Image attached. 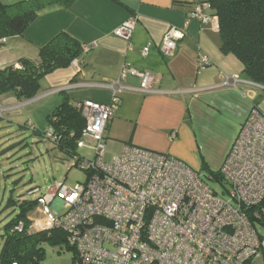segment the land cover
<instances>
[{
	"label": "built area",
	"instance_id": "2783aa9c",
	"mask_svg": "<svg viewBox=\"0 0 264 264\" xmlns=\"http://www.w3.org/2000/svg\"><path fill=\"white\" fill-rule=\"evenodd\" d=\"M207 7L198 5L192 18L209 23ZM136 23V17L127 20L115 35L130 40ZM185 36V29L172 26L161 52L173 56ZM148 51L149 47L143 49L144 54ZM208 63L201 57L200 68ZM128 77L139 79L142 92H151L156 82L150 71L125 64L118 80L104 84L113 91L109 103H77L86 121L77 147H89L92 157L78 154L71 166L80 165L88 179L75 187L54 181L35 188L32 194L38 193L46 224L35 222L32 227L65 231L78 264H259L264 237V113L252 107L219 169L231 187L226 200L200 171L167 153L129 144L112 162L104 160L106 130ZM233 79L235 84L240 81ZM48 136L59 137L52 130Z\"/></svg>",
	"mask_w": 264,
	"mask_h": 264
},
{
	"label": "crops",
	"instance_id": "0c3cea01",
	"mask_svg": "<svg viewBox=\"0 0 264 264\" xmlns=\"http://www.w3.org/2000/svg\"><path fill=\"white\" fill-rule=\"evenodd\" d=\"M194 10V6L176 7L174 0H77L68 8L51 4L38 11L23 35L0 40V68L21 58L37 59L39 49L62 31L89 49L70 65L46 74L33 99L19 101L7 93L0 95V106L18 124L26 120L44 131L49 127L48 115L62 102L63 91L75 103L107 104L113 91L104 84L118 80L123 66L129 64L150 71L156 82L151 92H142L138 78L123 81L106 143L121 146L117 156L131 144L170 154L200 172L204 166L219 171L252 107L264 113V87L245 74L237 55L222 51L214 10L205 9L211 16L207 24L192 18ZM133 17L137 23L132 38L115 35L116 28ZM172 26L185 29L186 36L168 57L160 46ZM145 47H149L146 54ZM201 57L209 60L204 68H200ZM234 77L240 79L236 84Z\"/></svg>",
	"mask_w": 264,
	"mask_h": 264
},
{
	"label": "trees",
	"instance_id": "16d2710c",
	"mask_svg": "<svg viewBox=\"0 0 264 264\" xmlns=\"http://www.w3.org/2000/svg\"><path fill=\"white\" fill-rule=\"evenodd\" d=\"M75 1L19 0L5 3L0 0V40L23 35L41 9L51 4L68 8ZM200 4H207L218 17L222 51L237 55L243 63L245 74L264 87V0H174V5L180 8H196ZM84 48L83 42L69 33H58L39 49L37 59L21 58L17 63L0 68V95L12 93L19 101L33 99L40 90L41 79L57 68L70 65L84 53ZM61 95V104L47 117L49 127L46 130H37L27 122L18 125L20 129L52 140L74 161L86 121L69 94L63 91ZM49 130L59 136L58 140L48 136ZM203 170L225 186L219 171H211L207 166ZM37 187L40 186L30 188L27 197L10 195L7 200L4 209H11L14 216L0 233V264H44L45 243L60 247L66 245L73 251L74 263L78 264L75 248L69 244L65 231L32 227L29 213L37 205V198L32 199L33 190ZM20 226L22 229H19Z\"/></svg>",
	"mask_w": 264,
	"mask_h": 264
},
{
	"label": "rangeland",
	"instance_id": "374dc122",
	"mask_svg": "<svg viewBox=\"0 0 264 264\" xmlns=\"http://www.w3.org/2000/svg\"><path fill=\"white\" fill-rule=\"evenodd\" d=\"M2 109V110H1ZM25 110V109H24ZM0 233L4 225L14 216L11 209H4L10 195H25L34 187H45L54 181L64 182L68 187H75L88 179L87 172L80 166L71 164L73 157L61 151L52 140L33 134L30 130L20 129L15 116L4 112L0 106ZM26 120H22L24 123ZM92 143L90 138L84 139ZM108 141V140H107ZM111 142V143H110ZM106 143L104 160L112 162L120 153L121 146L113 141ZM77 153L85 158L92 157V150L89 147L78 148ZM201 177L208 183L219 196L228 200L230 185L225 182L213 180L207 171L200 172ZM38 195L32 196L36 198ZM33 224L35 222L46 224V217L38 205L29 213ZM264 235V233H263ZM2 242L0 240V249ZM264 245V237H263ZM45 261L54 264H75L73 251L63 246H52L45 243ZM259 264H264V254Z\"/></svg>",
	"mask_w": 264,
	"mask_h": 264
}]
</instances>
